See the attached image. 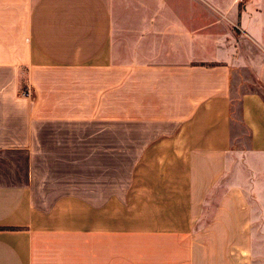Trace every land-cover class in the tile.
I'll use <instances>...</instances> for the list:
<instances>
[{
  "label": "crops",
  "instance_id": "1",
  "mask_svg": "<svg viewBox=\"0 0 264 264\" xmlns=\"http://www.w3.org/2000/svg\"><path fill=\"white\" fill-rule=\"evenodd\" d=\"M235 71L264 89V0H0V264H264Z\"/></svg>",
  "mask_w": 264,
  "mask_h": 264
},
{
  "label": "rangeland",
  "instance_id": "2",
  "mask_svg": "<svg viewBox=\"0 0 264 264\" xmlns=\"http://www.w3.org/2000/svg\"><path fill=\"white\" fill-rule=\"evenodd\" d=\"M238 74L239 72L236 71L233 72V80H232L233 95L234 94L239 95L242 94L243 92H248V91H255V92H259L261 96L264 98V89L262 87L257 85L256 82L244 80L242 74L241 73L239 75ZM233 136H236L235 139L233 140V144L235 146L241 145L244 142L243 128H241L238 124L233 126ZM238 136H241V138Z\"/></svg>",
  "mask_w": 264,
  "mask_h": 264
}]
</instances>
